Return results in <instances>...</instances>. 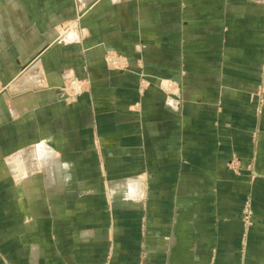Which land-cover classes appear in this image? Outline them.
<instances>
[{
    "label": "crops",
    "instance_id": "1",
    "mask_svg": "<svg viewBox=\"0 0 264 264\" xmlns=\"http://www.w3.org/2000/svg\"><path fill=\"white\" fill-rule=\"evenodd\" d=\"M95 2L0 0V264H264V0Z\"/></svg>",
    "mask_w": 264,
    "mask_h": 264
},
{
    "label": "rangeland",
    "instance_id": "2",
    "mask_svg": "<svg viewBox=\"0 0 264 264\" xmlns=\"http://www.w3.org/2000/svg\"><path fill=\"white\" fill-rule=\"evenodd\" d=\"M98 3V1L100 0H96ZM81 24H82V17L78 18L75 22L71 23L70 25H66L63 27V30L61 29L60 31L63 32H59L58 33V37L56 41L60 42L62 33H65L67 31H72V29H78L80 30L81 28ZM55 41V42H56ZM109 61L106 62V59ZM113 61L115 62V64H113ZM105 64L106 67L109 70H114V71H121V72H127L129 71L130 68V60L128 59L127 56L125 55H120L117 54L116 52L114 53H109L106 55L105 57ZM140 68H142V66H139ZM73 82H77L81 88L80 92L77 94L75 93L74 89L71 88V86H73ZM177 84L173 83V82H166V83H161V87L164 91H166L167 94H172L174 92L175 89H177ZM150 86V81L148 79V76L144 73H140L139 74V90H140V94H144L145 91L149 88ZM89 88V82L87 79H79L77 77H72L71 79H69L66 83V85L64 86L63 89H60V91H63V93H66L68 95V99L70 102L74 103L75 101H77L79 99L80 96H82L85 92H87ZM74 97V98H72ZM138 106V104L136 105ZM6 158L5 157H1L0 158V165L3 164L4 160ZM13 159H16V161L20 160L21 162L19 164H17V166L14 167V162H13V169L11 168V170L13 171L14 169H17V174H15L13 172L12 177L16 178V176H20L21 174L26 173L28 170L31 171L32 168H35V165L37 164L36 161V157H14ZM19 162V161H18ZM17 162V163H18ZM2 166V165H1ZM228 167L229 169L235 174V175H242V173L244 171L249 172L251 167L250 166H245L242 164V161L240 159L235 158L234 160L230 161L228 163ZM14 170V171H15ZM24 172V173H23ZM255 178H252V180H254ZM1 181V180H0ZM1 184H3L1 182ZM253 216H254V212L253 209L251 207V205L249 203H247L243 209H242V223L244 228L247 227V229H250V227L253 226ZM252 219V223L251 226H247L248 223V219ZM249 224V223H248ZM144 230V228H143ZM144 254H141L140 257V264H145L144 263Z\"/></svg>",
    "mask_w": 264,
    "mask_h": 264
},
{
    "label": "built area",
    "instance_id": "3",
    "mask_svg": "<svg viewBox=\"0 0 264 264\" xmlns=\"http://www.w3.org/2000/svg\"><path fill=\"white\" fill-rule=\"evenodd\" d=\"M109 61V58H108V60L106 59V62H108ZM113 64H115V62L113 61ZM71 88H73L74 89V91H75V93H79L80 92V90H81V88H80V86H79V84L77 83V82H73V86H71ZM72 98H74V97H72ZM249 223V224H248ZM248 223H247V226L249 227V226H251V223H252V219L250 218V219H248Z\"/></svg>",
    "mask_w": 264,
    "mask_h": 264
},
{
    "label": "water",
    "instance_id": "4",
    "mask_svg": "<svg viewBox=\"0 0 264 264\" xmlns=\"http://www.w3.org/2000/svg\"><path fill=\"white\" fill-rule=\"evenodd\" d=\"M59 94L60 95L58 96V99L60 101H66L68 99V95L66 93H63V91H60Z\"/></svg>",
    "mask_w": 264,
    "mask_h": 264
},
{
    "label": "bare ground",
    "instance_id": "5",
    "mask_svg": "<svg viewBox=\"0 0 264 264\" xmlns=\"http://www.w3.org/2000/svg\"><path fill=\"white\" fill-rule=\"evenodd\" d=\"M183 214V213H182ZM178 230H180V229H178Z\"/></svg>",
    "mask_w": 264,
    "mask_h": 264
}]
</instances>
